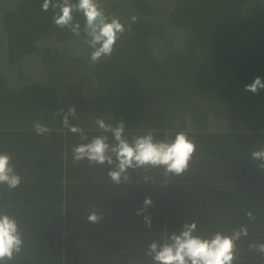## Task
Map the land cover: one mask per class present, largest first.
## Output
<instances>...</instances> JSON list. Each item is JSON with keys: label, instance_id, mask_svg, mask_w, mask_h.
<instances>
[{"label": "trees", "instance_id": "trees-1", "mask_svg": "<svg viewBox=\"0 0 264 264\" xmlns=\"http://www.w3.org/2000/svg\"><path fill=\"white\" fill-rule=\"evenodd\" d=\"M42 3L0 0V152L23 177L14 191L0 185V212L24 238L8 264H153L149 244L192 221L203 236L245 225L233 264H264L249 249L264 243V170L251 159L264 147V88L245 90L264 83V0H100L131 31L95 64L83 32L55 26ZM71 106L69 123L89 140L102 134L98 118L122 121L129 139L187 132L197 144L189 172L129 169L114 185L108 165L74 164L72 147L87 141L62 124ZM36 121L51 132L37 135ZM145 197L153 204L137 215Z\"/></svg>", "mask_w": 264, "mask_h": 264}, {"label": "clouds", "instance_id": "clouds-1", "mask_svg": "<svg viewBox=\"0 0 264 264\" xmlns=\"http://www.w3.org/2000/svg\"><path fill=\"white\" fill-rule=\"evenodd\" d=\"M53 10L52 23L61 28L68 29L76 37L83 32L85 43L91 49L90 61L98 63L110 58L114 52L117 41L121 39L127 29L118 17L110 16L101 6L100 0H43L42 11ZM76 14L83 17L81 23L75 19ZM138 17L132 16L135 23ZM264 88V83L257 76L253 83L246 85L245 90L256 93ZM77 119L75 106L69 107L63 114L62 124L73 134H78L81 141L72 147V160L74 164L87 162L89 167L109 166L106 173L112 184L120 185L130 180L129 169L143 170L162 169L165 175L180 177L189 172L197 152V144L185 131L175 133L174 137L157 139L153 131L133 135L129 139L125 134V124L121 121L115 126L98 118L96 125L102 132L89 140L87 133L78 125L69 123V118ZM33 128L37 135L46 136L51 129L34 122ZM104 133H111L109 136ZM251 159L259 161L258 167L264 170V147L253 150ZM12 157L7 152H0V185H6L9 191L17 189L23 177L15 170ZM145 181L149 179L144 177ZM153 204L151 197H145L142 208L137 210L141 215ZM251 221L254 219L251 211L245 213ZM102 216L95 210L90 211L87 220L98 223ZM146 227H151V217L144 216ZM248 236V228L241 225L231 234L220 231L210 236L200 235L196 221L186 222L178 232H173L163 243L152 241L147 255L152 257L153 264H233L236 259L237 241ZM24 248V238L16 216L8 212H0V264L19 255ZM249 249L264 256V243L249 244Z\"/></svg>", "mask_w": 264, "mask_h": 264}]
</instances>
